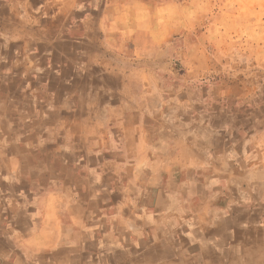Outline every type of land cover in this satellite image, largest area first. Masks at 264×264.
<instances>
[{"label":"crops","instance_id":"crops-1","mask_svg":"<svg viewBox=\"0 0 264 264\" xmlns=\"http://www.w3.org/2000/svg\"><path fill=\"white\" fill-rule=\"evenodd\" d=\"M148 9L0 0V264H264V118Z\"/></svg>","mask_w":264,"mask_h":264},{"label":"rangeland","instance_id":"rangeland-1","mask_svg":"<svg viewBox=\"0 0 264 264\" xmlns=\"http://www.w3.org/2000/svg\"><path fill=\"white\" fill-rule=\"evenodd\" d=\"M93 1L113 7L124 1L133 13L148 6L150 18L178 24L174 29L182 32L171 45L174 70L192 71L203 100L264 118V0ZM177 76L174 84L181 80Z\"/></svg>","mask_w":264,"mask_h":264},{"label":"bare ground","instance_id":"bare-ground-1","mask_svg":"<svg viewBox=\"0 0 264 264\" xmlns=\"http://www.w3.org/2000/svg\"><path fill=\"white\" fill-rule=\"evenodd\" d=\"M33 96V95H32ZM27 109V108H26ZM17 111V110H16ZM7 112H8V110H7ZM31 114V113H30ZM12 115V114H11ZM35 117V116H34ZM7 120V119H6ZM14 120V119H13ZM11 121V120H10ZM4 122V121H3ZM24 122V121H23ZM35 122V121H34ZM8 123V122H7ZM22 127V126H21ZM35 128V127H34ZM62 129V128H61ZM219 131H221V130H219ZM4 133V132H3ZM12 133V132H11ZM15 135V134H14ZM1 138H2V136H1ZM36 138V137H35ZM1 140V139H0ZM82 140V139H81ZM53 141V140H52ZM37 143H39V142H37ZM28 144V143H27ZM51 144V143H50ZM23 146V145H22ZM34 146V145H33ZM6 147V146H5ZM38 149V148H37ZM222 151V150H221ZM16 156V155H15ZM19 156V155H18ZM33 156H35L34 154H33ZM48 156V155H47ZM29 158V157H28ZM260 162V161H259ZM11 163V162H10ZM254 163V162H253ZM21 164V163H20ZM259 166V165H258ZM30 172V171H29ZM32 174H33V172H32ZM18 178V177H17ZM19 178H20V176H19ZM255 178V177H254ZM258 179V178H257ZM254 183V182H253ZM260 184V183H259ZM4 188V187H3ZM256 190H258V189H256ZM252 195H255V194H252ZM250 200V199H249ZM251 207V206H250ZM249 207V208H250ZM256 208V207H255ZM15 217V216H14ZM254 221V220H253ZM253 223V222H252ZM258 223V222H257ZM263 224V223H262ZM37 258V257H36ZM53 264V263H52Z\"/></svg>","mask_w":264,"mask_h":264}]
</instances>
